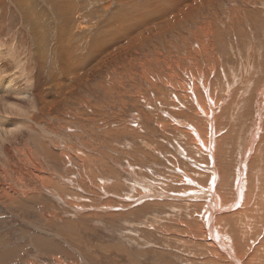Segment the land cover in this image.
<instances>
[{"label":"rangeland","instance_id":"1","mask_svg":"<svg viewBox=\"0 0 264 264\" xmlns=\"http://www.w3.org/2000/svg\"><path fill=\"white\" fill-rule=\"evenodd\" d=\"M2 1L5 7L0 6V28L12 51L16 53L19 48L16 42L24 46V51L38 47L36 40L41 35H45L39 45L42 47L36 51H47L48 46L54 51L48 100L51 105L60 104L58 113L69 124L61 129L55 122L59 130L56 134L33 139L32 148L39 158L43 156L42 161L46 160L45 175L51 176L48 186L39 188L36 200L14 212L0 205V264H230L222 254L211 251L206 241H201H208L201 230L204 220H200L206 209L202 207L203 200L190 195L195 185L202 190L216 188L211 191L220 197L222 207V203H234L236 185H246L242 187L241 200L253 193L245 201L249 204H236L234 211L226 213H240L243 223L231 218L227 222L231 224L220 228L227 237L241 230L252 231L250 241L240 234L232 237L231 249L237 251L242 264H264L263 147L258 154L262 168L255 173L247 165L242 180H235L238 156L245 155L237 139L241 130L245 138L250 134L256 124L254 108L264 106V4L259 0H132L134 6L124 7L122 1L116 0V4L102 9L100 6L107 0H98L97 5L93 4L96 0H29L27 15L19 10L23 0ZM86 13L88 24L93 22V26L87 33L79 30L80 36L75 21ZM20 14L27 19L22 20ZM45 15L49 22L44 20ZM232 23L235 28L230 27ZM249 54L255 60L250 61ZM3 55L10 58L12 65L20 66L8 51ZM247 60L250 64L245 76L242 65ZM193 76L198 80L190 81ZM183 84L202 88L196 96L201 103L206 98L208 106L202 104L204 108L201 105L198 111L194 109L186 100ZM65 97L66 104H62ZM202 108L210 116L206 120L198 113ZM260 112L258 126L264 146V107ZM206 121L213 125L212 131L218 132L216 138L221 141L217 149L213 142L210 155L194 148L193 130L199 129L202 137L207 130ZM41 144L45 146L38 148ZM54 144L69 146L57 149L66 155L67 162L59 155L52 159ZM53 184L66 185L65 191L60 192V187ZM205 193L199 194L203 198Z\"/></svg>","mask_w":264,"mask_h":264},{"label":"bare ground","instance_id":"2","mask_svg":"<svg viewBox=\"0 0 264 264\" xmlns=\"http://www.w3.org/2000/svg\"><path fill=\"white\" fill-rule=\"evenodd\" d=\"M14 0H10V3L13 2ZM16 1V0H15ZM20 1V0H19ZM97 2H94L93 4L99 3L98 0H96ZM116 0H107V4L105 5H101L100 7L102 9H108L109 6L116 4L115 3ZM122 1V2H120ZM177 1V0H176ZM223 0H218V2L220 3ZM234 1V0H233ZM243 1V0H242ZM257 1V0H256ZM260 2H262V4H264V0H259ZM0 6H3V8L5 7L3 5V1H0ZM9 2V1H8ZM118 2H120L122 4V6L126 7L128 5H132L134 6V2L132 3V0H118ZM174 2V0L172 1ZM18 3V2H17ZM104 3V2H102ZM157 3V1H156ZM170 3V2H169ZM178 3V2H177ZM246 3V2H245ZM22 7L21 9H19L22 13L24 14H29V7H31V1L29 0H23L21 2ZM101 4V3H100ZM154 4V3H153ZM174 4V3H171ZM201 4V3H200ZM14 5V4H13ZM79 5V4H78ZM89 5V4H88ZM151 5V4H150ZM175 5V4H174ZM174 5L172 7H174ZM220 5V4H219ZM9 6V5H8ZM82 7V5H79ZM168 6V4H167ZM190 6V5H189ZM240 6V5H239ZM35 6L33 5V8ZM99 7V8H100ZM129 7V6H128ZM127 7V8H128ZM166 7V6H165ZM170 7V6H168ZM171 7V8H172ZM196 7V6H195ZM201 7V6H200ZM262 7V6H261ZM264 7V6H263ZM234 8V7H233ZM1 9V8H0ZM35 10L37 8H34ZM136 9V8H135ZM155 9V8H153ZM160 9V6L159 8ZM162 9V8H161ZM173 9V8H172ZM214 9V8H213ZM2 10V9H1ZM0 10V11H1ZM85 10V9H83ZM167 10V9H166ZM165 10V12H167ZM175 10V9H174ZM173 10V11H174ZM180 10V9H179ZM201 10V9H200ZM14 11V10H13ZM94 11V10H93ZM153 11V10H152ZM157 11H161V10H157ZM155 11V12H157ZM164 11V10H163ZM232 11V10H231ZM254 11V10H253ZM86 12V11H85ZM91 12V11H90ZM88 12V13H90ZM107 12V11H106ZM171 13V11H169ZM197 12V11H196ZM233 12V11H232ZM240 12L242 13V11L240 10ZM2 13V12H1ZM164 13V12H163ZM177 13V12H176ZM225 13V12H224ZM236 13V12H234ZM240 13V14H241ZM264 13V10H263ZM91 14V13H90ZM158 13H156L157 15ZM161 14V13H160ZM159 14V16H160ZM172 14V13H171ZM231 14V13H230ZM256 14V13H255ZM1 15V14H0ZM22 15V14H20ZM143 15V14H142ZM164 15V14H162ZM166 15V14H165ZM168 16L170 14H167ZM178 15V14H177ZM222 15V14H221ZM236 15V14H235ZM234 15V16H235ZM258 15V14H257ZM3 16V15H1ZM46 16V15H45ZM87 13L86 14H80L78 16V18L76 19L75 23H76V28L79 30L86 32V30L93 26V22H89L90 24H88L87 21ZM173 16V14H172ZM231 16L233 17V15L231 14ZM253 16V15H252ZM23 19L22 20H26L27 17H24L22 15ZM100 17V16H99ZM197 17V16H196ZM221 17V16H220ZM241 17V16H240ZM244 17V16H243ZM1 18V17H0ZM3 18V17H2ZM35 18V17H34ZM40 18V16H39ZM89 18V17H88ZM174 18V16H173ZM242 18V17H241ZM245 18V17H244ZM162 19V17H161ZM159 19V20H161ZM235 19V18H234ZM31 20V19H30ZM29 20V21H30ZM37 20V18H36ZM45 21L49 22V19L47 18V16L44 19ZM137 20V19H134ZM190 20V19H188ZM192 20V19H191ZM256 20V19H255ZM169 21V20H166ZM196 21V20H195ZM222 21V19H221ZM231 21V20H230ZM248 21V19L246 20ZM250 21V20H249ZM36 22V21H35ZM104 22V21H103ZM144 22V21H143ZM229 22V21H228ZM244 22V21H243ZM258 22V21H257ZM29 23V22H28ZM27 23V24H28ZM33 23V21H32ZM85 23V24H82ZM120 23V22H119ZM227 23V22H226ZM250 23V22H249ZM26 24V25H27ZM35 24V23H34ZM116 24V23H115ZM242 24V22H241ZM260 24V23H259ZM262 24V23H261ZM5 25V24H4ZM37 25V23H36ZM220 25V24H219ZM234 27V24L232 23L230 27ZM243 25V24H242ZM255 25V24H254ZM0 26L3 27V25L0 24ZM30 26V25H29ZM143 26V25H142ZM227 26V25H226ZM39 26H37L38 28ZM41 27V26H40ZM224 27V26H223ZM239 28V26H237ZM248 27V26H247ZM255 27V26H254ZM34 28V27H33ZM43 28V27H42ZM45 28V27H44ZM148 28V27H147ZM166 28V27H165ZM202 28V27H200ZM204 28V27H203ZM202 28V29H203ZM235 28V27H234ZM92 29V28H91ZM90 29V30H91ZM218 29V28H217ZM226 29V28H225ZM224 29V30H225ZM240 29V28H239ZM40 30V29H39ZM38 30V31H39ZM227 30V29H226ZM258 30V29H257ZM27 31V30H26ZM30 34L33 33L32 29L30 30ZM36 31V30H35ZM50 30L48 29V33ZM144 31V30H143ZM165 31V30H164ZM194 31V30H193ZM218 31V30H217ZM221 31V29H220ZM234 31V29H233ZM239 31V30H238ZM242 31V30H241ZM248 31V30H247ZM77 32V31H76ZM182 32V31H181ZM202 32V31H201ZM36 33V32H34ZM87 33V32H86ZM90 33V32H89ZM138 33V32H137ZM240 33V32H239ZM253 33V32H252ZM256 33V32H255ZM41 34V33H40ZM82 35V33H78V35ZM165 34V33H164ZM27 35V33H26ZM34 35V34H33ZM77 35V34H76ZM80 35V36H81ZM140 35V34H138ZM206 35V34H205ZM246 35V34H245ZM15 36V35H14ZM32 36V35H31ZM215 36V35H214ZM212 36V37H214ZM220 36V35H219ZM247 36V35H246ZM45 37V35H44ZM43 37V38H44ZM181 37V36H180ZM202 37V36H201ZM216 37V36H215ZM234 37V36H232ZM42 35L37 38V45L38 47L34 46V49L32 48L31 50H29L27 48L26 51L23 50L22 45H19L17 42L16 44L18 45V50H20V52L17 50V52L15 53L14 51H12L11 48H9L11 45L9 44V39L6 37V33H3L1 28H0V205L2 207H6V208H10L9 210H15L21 208V206H24L25 203H29L30 201L36 200V198L38 197L39 193V188L44 189V187L48 186L46 184H48V182H50V177L51 176H46L45 174L47 173L48 169L45 170L44 167H46V164L44 161L46 160H41V158L43 156H41L40 158L37 156V153L35 151V149H33L34 147L32 146V142L33 139L36 138V136H41V137H47V136H53V133L56 134V126L54 125L55 122H58L59 127L61 129L65 128L67 124H69L66 120V117L63 116V118L61 117L59 112V109H57L60 104L58 105H51V102L49 99V93H48V89L52 84V78H53V71L52 68L53 67V61L51 59V56L54 54V51H52L50 48L47 47V51L42 48L41 51L39 50V52L36 51V48H41L42 46L39 47V45L42 43ZM224 39V37H222ZM220 38V39H222ZM21 39V38H20ZM24 39V38H23ZM214 39V38H213ZM218 39V40H220ZM247 39V38H246ZM250 39V38H249ZM11 40V38H10ZM215 40V39H214ZM233 40V39H232ZM231 40V41H232ZM28 41V40H27ZM211 41V40H210ZM216 41V40H215ZM230 41V40H229ZM244 41V40H243ZM21 42V41H20ZM202 42V41H200ZM199 42V43H200ZM224 42V41H223ZM222 42V43H223ZM32 43V42H31ZM34 43V42H33ZM32 43V44H33ZM233 43V41H232ZM245 43V41H244ZM49 44V43H48ZM220 46V43H218ZM217 44V45H218ZM7 45V46H6ZM16 45V46H17ZM45 45V44H44ZM93 45V44H92ZM199 45V44H198ZM223 45V44H222ZM264 45V44H263ZM14 46V44H13ZM79 46V45H77ZM213 46V45H211ZM228 46V45H227ZM248 46V45H247ZM254 45L250 44V48H253ZM4 47H6V50L8 51V53H11L13 55V57L20 63V66L17 65H12L10 58L7 55H3V54H7V51L4 49ZM201 47V46H200ZM199 47V50H200ZM206 47V45H205ZM92 48V46H91ZM234 48V47H233ZM26 49V48H25ZM55 49V48H54ZM67 49V48H66ZM222 49V48H221ZM235 49V48H234ZM238 49V48H237ZM255 49V48H254ZM57 50V49H56ZM63 50V49H62ZM172 50V49H171ZM198 50V49H197ZM202 50V49H201ZM200 50V51H201ZM240 50V49H239ZM248 50V49H247ZM58 51V50H57ZM66 51V50H65ZM94 51V50H93ZM205 51L206 48H205ZM216 51V50H215ZM14 52V53H12ZM197 52V51H196ZM199 52V51H198ZM208 52V51H207ZM25 53V54H24ZM27 53V54H26ZM58 53V52H57ZM61 53V51H60ZM189 53V52H188ZM210 53V52H209ZM240 53V52H239ZM68 52H65V55L68 56ZM179 54V53H178ZM202 54V53H201ZM206 54V52H205ZM215 54V53H214ZM64 55V56H65ZM95 55H99L97 52L95 53ZM94 55V56H95ZM150 55V54H149ZM219 55V54H216ZM215 55V56H216ZM236 55V54H235ZM239 55V54H238ZM250 55V54H249ZM63 56V57H64ZM71 56V55H70ZM198 56V54H197ZM209 56V55H208ZM73 57V56H72ZM210 57V56H209ZM240 57V55H239ZM244 57V56H243ZM97 58V57H96ZM203 58V56H202ZM206 58V57H205ZM208 58V57H207ZM219 58V57H218ZM236 58V57H235ZM72 59V58H71ZM166 59V58H165ZM211 59V58H210ZM220 59V58H219ZM241 59V57H240ZM250 61L255 60V57L253 55H250ZM95 60V59H94ZM189 60V58H188ZM206 60V59H205ZM221 60V59H220ZM202 61V60H201ZM209 61V60H208ZM215 61H218L215 59ZM200 62V61H199ZM198 62V63H199ZM60 63V62H59ZM179 63V62H178ZM204 63V62H203ZM177 64V63H176ZM206 64V63H205ZM221 64V63H219ZM250 64V62L247 60L246 65H242V70H244L243 74L246 76L248 75V69H246L248 67V65ZM263 64V63H262ZM65 65V64H64ZM179 65V64H178ZM192 65V64H191ZM215 65V64H214ZM224 65V64H222ZM58 66V63H57ZM72 66V65H71ZM205 66V65H204ZM217 66V65H215ZM240 66V65H239ZM172 67V66H171ZM175 67V66H174ZM182 67V66H181ZM208 67V66H206ZM256 67V66H255ZM254 67V69H255ZM71 68V67H70ZM177 68H179L177 66ZM184 68V67H183ZM203 68V67H202ZM210 68V67H209ZM224 68V67H223ZM59 69V68H58ZM175 69V68H174ZM197 69V68H196ZM207 69V68H206ZM205 69V70H206ZM213 69V68H212ZM145 70V69H144ZM176 70V69H175ZM204 70V69H203ZM219 70V69H218ZM224 70V69H223ZM231 70V69H230ZM242 70L240 69V71L242 72ZM52 71V73H51ZM172 71V69L170 70ZM181 71V70H180ZM183 71V70H182ZM193 71V70H192ZM226 71V69H225ZM236 71V69H235ZM72 72V71H71ZM212 72V71H211ZM224 72V71H222ZM234 72V71H233ZM232 72V73H233ZM253 72V71H252ZM256 72V71H255ZM264 72V71H263ZM171 73V72H170ZM176 73V72H175ZM184 73V72H183ZM190 73V72H189ZM194 73V72H192ZM209 73V72H208ZM230 73V71H229ZM236 73V72H235ZM238 73V72H237ZM214 74V73H213ZM216 74V73H215ZM250 74V73H249ZM254 74V72H253ZM172 75V74H171ZM186 75V74H185ZM197 75V74H196ZM203 75V74H202ZM210 75V74H209ZM225 75V73H224ZM258 75V73H257ZM108 76V75H107ZM174 77V75H172ZM177 76V74H176ZM187 76V75H186ZM201 76V75H200ZM233 76V75H232ZM250 76V75H249ZM252 76V75H251ZM250 76V77H251ZM260 76L261 72H260ZM170 77V76H169ZM185 77V76H184ZM190 77V76H189ZM205 77V76H204ZM224 77V76H223ZM222 77V78H223ZM226 77V76H225ZM240 77V76H239ZM249 77V78H250ZM256 77V76H255ZM258 77V76H257ZM175 78V77H174ZM191 78V77H190ZM206 78V77H205ZM221 78V76H220ZM235 78V77H234ZM246 77H244L245 79ZM224 79V78H223ZM232 79V78H231ZM242 79V78H241ZM256 79V78H255ZM264 79V78H263ZM198 80V78H196L195 76H193V78L190 81H196ZM202 80V79H201ZM204 80V79H203ZM210 80V79H209ZM213 80V79H212ZM220 80V79H219ZM235 80V79H234ZM233 80V81H234ZM248 80V79H247ZM260 80V79H259ZM173 81V80H172ZM186 81V80H185ZM217 81V79L215 80ZM249 81V80H248ZM263 81V80H262ZM167 82V81H166ZM179 82V81H178ZM250 82V81H249ZM252 82V81H251ZM254 82V81H253ZM258 82V81H257ZM256 82V83H257ZM172 84V82H170ZM177 83V82H176ZM181 83V82H179ZM206 83V82H205ZM218 82H216L217 84ZM236 84V82H234ZM246 83V82H245ZM168 84V83H167ZM174 84V83H173ZM172 84V85H173ZM213 84H215L213 82ZM228 84V83H227ZM230 84V83H229ZM234 84V86H236ZM238 84V83H237ZM163 85V84H162ZM166 85V84H165ZM171 85V86H172ZM175 85V84H174ZM181 85V84H180ZM220 85V83H219ZM233 85V84H231ZM250 85V84H247ZM167 86V85H166ZM165 86V87H166ZM182 86V85H181ZM193 86V85H192ZM225 86V84L223 85ZM245 85H243L244 87ZM187 89V91H185V89ZM183 87H181V89H184L185 95L188 97V99L192 104L193 107L195 106L197 111L199 106H201L202 104L204 106H208V102L206 100V98H204L202 95V97L204 98L203 101L204 102H199L198 99V94L196 96V93H198L201 89H197L195 86L192 88H189L187 85L183 84ZM191 87V86H190ZM200 87V86H197ZM215 87V86H214ZM229 89L232 88L230 86H228ZM227 87V88H228ZM246 87V86H245ZM249 87V86H247ZM170 88V87H169ZM178 88V87H177ZM205 88V87H204ZM213 88V87H212ZM211 88V89H212ZM218 88V87H217ZM220 88V87H219ZM238 88V86L236 87ZM257 88V86H256ZM260 88V87H259ZM258 88V89H259ZM182 89V90H183ZM210 89V88H209ZM216 89V88H215ZM228 89V90H229ZM239 89V88H238ZM246 89V88H245ZM50 90V89H49ZM171 90V89H170ZM181 90V91H182ZM235 90V89H234ZM247 90V89H246ZM178 91V90H177ZM224 91V90H223ZM238 91V90H237ZM241 91V90H240ZM238 91V92H240ZM260 91V90H259ZM264 91V90H263ZM262 91V92H263ZM176 92V91H175ZM202 92V91H201ZM205 92V91H204ZM233 92V91H232ZM260 92V93H262ZM216 93V92H214ZM213 93V95H215ZM227 93V92H224ZM241 93V92H240ZM254 93V92H253ZM264 93V92H263ZM181 94V93H180ZM183 94V93H182ZM229 94V92H228ZM64 95V93L62 94ZM74 95V94H73ZM206 95V94H205ZM218 95V94H217ZM261 95V94H260ZM243 96V95H242ZM255 96V95H253ZM182 97V96H181ZM212 97V96H211ZM219 97V96H218ZM262 98L263 95H261ZM62 104H66L67 98H62ZM177 100V99H176ZM215 100V99H214ZM257 100V99H256ZM260 100V99H258ZM173 101V100H172ZM180 101V100H179ZM166 102V101H165ZM211 102V101H209ZM213 102V101H212ZM218 102V100H217ZM263 102V101H262ZM172 103V102H171ZM185 103V102H184ZM206 103V104H205ZM214 103V102H213ZM219 103V102H218ZM179 104V102H178ZM217 104V103H216ZM176 105V104H175ZM180 105V104H179ZM184 105V104H182ZM202 105V106H203ZM212 105V104H211ZM255 105V104H254ZM186 106V105H185ZM184 106V108H185ZM203 106V108H204ZM213 106V105H212ZM210 107V106H209ZM220 107V106H219ZM255 107V106H254ZM264 107L263 104H260L259 106L256 105V107L254 108L255 110V114L254 116V120L256 124H252V129L250 131V134L245 138V136H242L243 131L241 130V136L239 135L237 141L236 142L238 145L242 146L241 148H243L245 151V155L243 156L242 153L238 156V171H236V181L239 182L240 180H242L241 178L244 176L245 173V169H252L253 172H257V170L259 169V165L262 164L261 160L259 159L258 154L261 153L262 147L264 149L263 146V140L261 139V132H259V124L261 123V108ZM173 108V107H172ZM181 108V107H180ZM187 108V107H186ZM201 109L200 113L202 119H205L210 117V116H206V113H204V109ZM208 108V107H207ZM57 109V110H56ZM191 109V108H190ZM189 109V110H190ZM193 109V110H194ZM235 109V108H234ZM188 110V109H187ZM210 110V109H209ZM229 110V109H228ZM263 110V109H262ZM214 111V110H213ZM66 112V111H65ZM181 112V111H180ZM184 112V111H183ZM191 112V111H190ZM220 112V111H219ZM179 113V112H178ZM192 113V112H191ZM195 113V112H193ZM197 113V112H196ZM237 113V112H236ZM180 114V113H179ZM185 114V113H184ZM187 114V112H186ZM185 114V116H186ZM189 114V111H188ZM234 114V113H233ZM193 115V114H190ZM189 115V116H190ZM199 115V114H198ZM210 115V114H209ZM215 115V114H214ZM247 115V114H246ZM174 116V115H173ZM212 116V115H211ZM175 117V116H174ZM177 117V116H176ZM175 117V118H176ZM195 117V116H194ZM213 117V116H212ZM216 117V115H215ZM214 117V118H215ZM218 117V115H217ZM252 117V116H251ZM264 117V115H263ZM179 118V117H178ZM191 118V117H190ZM189 118V119H190ZM200 118V116L198 117ZM219 118V117H218ZM234 118V117H233ZM210 119V118H209ZM220 119V118H219ZM228 119V118H227ZM230 119V118H229ZM237 119V117L235 118ZM242 119V118H240ZM196 120V118L194 119V121ZM204 120V122H205ZM211 120V119H210ZM213 120V118H212ZM71 121V120H70ZM189 121V120H188ZM187 121V122H188ZM193 121V120H191ZM202 121V120H200ZM215 121V119L213 120ZM221 121V120H219ZM239 121V120H238ZM185 122V121H184ZM183 122V123H184ZM186 122V124H187ZM207 122V121H206ZM212 122V121H211ZM230 122V121H229ZM174 123V122H173ZM176 123V122H175ZM194 123V122H193ZM223 123V122H222ZM245 123V122H244ZM253 123V122H252ZM191 124V122H190ZM206 124V123H204ZM210 122L206 124L207 130L204 133V135L202 134L200 137L201 132H199L198 130H193V135L196 137L194 139V144L196 145L197 150L203 154L206 155H210L211 151H212V144L213 142L215 143V149H217V143L221 142L220 140H218L216 138L217 134H214V132L212 131V127L210 126ZM213 124V123H212ZM189 125V123H188ZM196 125V123H195ZM198 125V124H197ZM196 125V126H197ZM203 125V123H202ZM218 125V124H216ZM215 125V126H216ZM220 125V124H219ZM176 126H178L176 124ZM185 126V125H183ZM182 126V127H183ZM194 125H192L193 127ZM174 127V126H173ZM188 127V126H187ZM263 127V126H262ZM175 128V127H174ZM195 128V127H194ZM219 128V127H218ZM178 129V128H177ZM180 129V128H179ZM189 129V128H188ZM187 129V130H188ZM204 129V128H203ZM214 129V128H213ZM58 130V129H57ZM72 130V129H71ZM185 130V131H187ZM192 131V129H190ZM190 130H188L190 132ZM202 130V129H200ZM205 130V129H204ZM231 130V129H230ZM247 130V131H248ZM59 131V130H58ZM219 131V130H217ZM248 131V133H249ZM262 131V129H261ZM177 133V131H175ZM179 132V130H178ZM182 132V131H181ZM238 132L240 133L239 129ZM180 133V132H179ZM188 133V132H187ZM216 133V132H215ZM175 135V134H174ZM182 135V134H181ZM199 136V137H198ZM185 137V136H184ZM215 138V140H213L212 138ZM223 137V136H222ZM221 137V138H222ZM189 138V136H188ZM203 138V139H201ZM224 138V137H223ZM226 138V136H225ZM231 138V136H230ZM233 138V137H232ZM191 139V140H192ZM230 140V139H229ZM240 141H243V144L240 143ZM35 142V141H34ZM61 142V140H60ZM192 142V141H191ZM191 144V143H190ZM38 145V144H37ZM193 145V143H192ZM45 146V144H41L39 145L38 148H43ZM190 146V145H189ZM220 146V145H219ZM218 146V147H219ZM33 147V148H32ZM51 147V145H50ZM69 146L65 144V146H60L59 144H54L53 145V156L52 159L55 160L56 157L58 156L63 162H67L68 160L66 159V155L62 154L60 151H58L57 149H67ZM72 148L75 149V147L70 146ZM36 148V147H35ZM188 148L190 149V147L187 146V150ZM193 148V149H194ZM240 148V149H241ZM48 149V148H47ZM51 149V148H50ZM214 149V148H213ZM39 150V149H37ZM41 150V149H40ZM55 150V151H54ZM192 150V149H191ZM49 151V150H48ZM52 151V150H51ZM189 151V150H188ZM195 151V150H194ZM218 151V150H217ZM241 151V150H240ZM82 152V151H81ZM190 152V151H189ZM39 153V152H38ZM41 153V152H40ZM46 153V152H45ZM195 153V152H194ZM192 154V153H191ZM196 154V153H195ZM237 154V153H236ZM42 155V154H41ZM46 155V154H45ZM48 156V155H47ZM82 156V155H81ZM249 156V157H248ZM211 157V156H210ZM49 158V157H48ZM51 158V157H50ZM209 158V157H207ZM261 158H263L261 156ZM60 159L57 158V160L61 161ZM154 159V158H153ZM212 159V158H211ZM249 160V161H247ZM188 161V160H187ZM236 161V160H235ZM195 162V161H194ZM261 162V164H260ZM213 163V162H212ZM246 163V166L244 165ZM49 164V163H48ZM192 164V163H191ZM217 164V163H216ZM215 164V166H216ZM213 167V166H212ZM219 167V166H218ZM236 167V166H234ZM233 168V167H232ZM262 168V167H260ZM214 169V168H213ZM236 169V168H235ZM215 171V170H214ZM231 171V170H230ZM233 171V170H232ZM251 171V172H252ZM263 171V170H262ZM232 173V172H231ZM230 177L232 175H229ZM257 176V175H256ZM255 176V177H256ZM217 177H219L217 175ZM228 177V176H227ZM54 179V178H53ZM186 179V178H185ZM226 179V178H225ZM234 179V178H232ZM189 180V179H188ZM212 180V179H211ZM244 180V179H243ZM192 181V180H191ZM215 181V180H214ZM227 181V180H224ZM232 181V180H231ZM252 181V180H251ZM255 181V180H254ZM257 181V180H256ZM60 182V181H59ZM194 182V181H193ZM193 182H191L193 184ZM234 182V181H233ZM247 182V181H246ZM190 183V185H191ZM215 183V182H214ZM226 183V182H224ZM228 183V181H227ZM242 183V182H241ZM62 185V183H60ZM66 184V183H65ZM220 184V183H218ZM231 184V183H229ZM244 184V182H243ZM256 184V182H255ZM54 185V186H53ZM52 186L57 188L60 187L57 184H53ZM194 185V184H193ZM225 185V184H224ZM233 185V184H232ZM65 186H61L58 190L61 191H65ZM214 186V185H213ZM212 186V187H213ZM219 186V185H218ZM234 186V185H233ZM237 186V191L236 193H234L235 195V201L234 203L232 202V207L230 205H225L224 203H222L224 205V207H222L218 202V200H220V197L218 198L217 196H215L213 194V192L211 190H215V189H205L202 190L203 188H199V185H195L194 189L191 190V194H190L193 198L195 196V199H201V201L203 200V204L202 207L206 209L205 213L202 214L201 216V221L204 220L203 223V227H202V231L206 234L208 241L201 238V241H206V246H211V251H215L214 253H219V255H223V257L230 263V264H242L244 262H241L238 253L236 250L231 249V242H233L232 237H237L238 234H240V236H242V238L247 239L248 241H250V237L252 236V231H247V230H241L239 232H237L236 234H234L232 237H227L225 235V233L222 231V229L220 228L221 226L226 227L227 225L231 224V223H227L229 220H233V222H239V223H243V221H241L239 218L241 217L240 213L228 216L229 214H226L227 212H229L230 210L235 209V205L236 204H243L244 206L249 204V203H245V201H249L253 196V193H248V196L245 197V200L242 198V200L240 199V195L242 193V187L246 186L243 185L242 187ZM257 186V185H256ZM52 187V188H53ZM192 187V186H191ZM251 187V186H250ZM219 188V187H218ZM221 188V187H220ZM223 188V187H222ZM236 188V187H235ZM249 188V187H248ZM255 188V187H254ZM259 188V187H258ZM262 188V187H261ZM54 189V188H53ZM192 189V188H191ZM251 189V188H250ZM257 189V188H256ZM46 190V188H45ZM230 190V188H229ZM252 190V189H251ZM203 191H206L203 192ZM50 192V191H48ZM225 192V191H224ZM255 192V191H252ZM258 192V189H257ZM39 193V194H38ZM205 193V197L202 198V195L200 196V194ZM259 193V192H258ZM50 195V193H49ZM54 195V194H52ZM204 195V194H203ZM257 195V194H256ZM256 195L254 197H256ZM168 196V195H166ZM174 196V195H173ZM183 196V195H182ZM181 196V197H182ZM260 196V194H259ZM54 197V196H53ZM180 197V198H181ZM190 197V196H189ZM242 197V196H241ZM62 198V196H61ZM119 198V197H118ZM59 199V198H58ZM192 199V198H191ZM255 199V198H254ZM260 199V198H259ZM264 199V198H263ZM262 199V200H263ZM182 200V199H181ZM186 200V199H185ZM244 200V202H243ZM257 200V199H256ZM129 201V200H128ZM187 202V201H186ZM198 202V201H197ZM254 202V201H253ZM262 202V201H261ZM121 203V202H119ZM188 203V202H187ZM199 203V202H198ZM226 203V202H225ZM252 203V202H251ZM196 204V203H195ZM27 205V204H26ZM200 205V204H199ZM17 206V207H16ZM19 206V207H18ZM182 207V206H181ZM196 207V206H195ZM1 208V207H0ZM124 208V207H123ZM23 209V208H22ZM21 209V210H22ZM196 209V208H195ZM202 209V208H201ZM20 210V211H21ZM14 212V211H12ZM9 213V212H8ZM19 213V212H18ZM221 213V214H219ZM188 214V213H187ZM218 214V215H217ZM233 214V213H232ZM217 215V216H216ZM263 215V214H262ZM235 217V218H234ZM238 218V219H237ZM154 220V219H153ZM162 222V221H161ZM200 223V222H199ZM127 224V223H126ZM217 225L219 226V228L217 227ZM180 226V225H179ZM220 229V230H219ZM191 233V232H190ZM188 234V233H187ZM239 237V236H238ZM249 238V239H248ZM243 240V239H242ZM244 241V240H243ZM264 241V240H263ZM198 244V243H197ZM204 247V246H203ZM201 249V248H200ZM261 250V249H260ZM208 253V252H207ZM210 253V252H209ZM218 255V254H217ZM240 255V254H239ZM196 256V255H195ZM253 256V255H252ZM221 257V256H220ZM214 258V257H213ZM252 258V257H251ZM218 260V259H217ZM247 262V261H246ZM220 263V262H218ZM217 263V264H218ZM253 263V262H252ZM225 264V262H224ZM227 264V263H226ZM251 264V263H250Z\"/></svg>","mask_w":264,"mask_h":264}]
</instances>
